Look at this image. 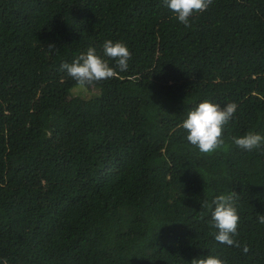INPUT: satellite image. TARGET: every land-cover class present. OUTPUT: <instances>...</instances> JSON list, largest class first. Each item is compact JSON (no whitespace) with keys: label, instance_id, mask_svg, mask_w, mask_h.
<instances>
[{"label":"trees","instance_id":"1","mask_svg":"<svg viewBox=\"0 0 264 264\" xmlns=\"http://www.w3.org/2000/svg\"><path fill=\"white\" fill-rule=\"evenodd\" d=\"M190 23L163 0H0V264H264V150L231 140L264 135V0ZM107 39L127 71L80 89L61 63ZM203 100L238 106L209 155L181 127ZM230 192L240 247L202 207Z\"/></svg>","mask_w":264,"mask_h":264},{"label":"clouds","instance_id":"2","mask_svg":"<svg viewBox=\"0 0 264 264\" xmlns=\"http://www.w3.org/2000/svg\"><path fill=\"white\" fill-rule=\"evenodd\" d=\"M213 0H163V4L173 13L185 27H191L190 20L195 14L208 9ZM50 50L55 48L49 44ZM132 54L127 45L121 41L107 39L103 42L102 52L95 47H89L80 53L71 63L62 62L61 71L66 72L80 89H87L101 81L116 78L119 73L126 72ZM110 61L113 62L110 64ZM237 105L226 103L223 107L219 103L203 100L188 113L182 121L181 127L186 131L187 141L197 148L201 154L209 155L225 146L223 138L224 127L232 120ZM232 143L241 150H264V135L249 131L239 137H231ZM238 195L235 192L218 194L211 202L205 200L202 207L211 211L209 226L216 231L211 233L215 241L229 247H240L239 221L236 207ZM258 222L264 224V215L258 216ZM244 251L248 246L244 245ZM191 264H227L218 256L208 255L205 258H194Z\"/></svg>","mask_w":264,"mask_h":264}]
</instances>
